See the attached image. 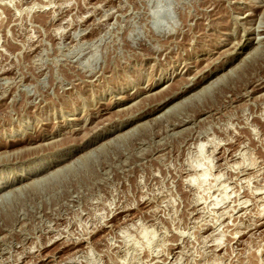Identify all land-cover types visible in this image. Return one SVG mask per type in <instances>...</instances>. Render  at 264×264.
Returning a JSON list of instances; mask_svg holds the SVG:
<instances>
[{
  "label": "rangeland",
  "instance_id": "1",
  "mask_svg": "<svg viewBox=\"0 0 264 264\" xmlns=\"http://www.w3.org/2000/svg\"><path fill=\"white\" fill-rule=\"evenodd\" d=\"M0 176V264H264V0H0Z\"/></svg>",
  "mask_w": 264,
  "mask_h": 264
},
{
  "label": "bare ground",
  "instance_id": "2",
  "mask_svg": "<svg viewBox=\"0 0 264 264\" xmlns=\"http://www.w3.org/2000/svg\"><path fill=\"white\" fill-rule=\"evenodd\" d=\"M14 132V131H13ZM19 132V131H18ZM17 132V133H18ZM24 132V131H23ZM15 134V133H14ZM13 134V135H14ZM21 134V133H20ZM19 134L15 135L14 137H19ZM23 137V135H22ZM21 138V137H20ZM16 140V139H15ZM56 160V159H55ZM51 162L49 161H45V160H38L37 162L33 163L32 165H30V167H24V169L17 174L19 177H23V176H28V174H33V173H37L39 171H42L43 169H45ZM28 168V169H27ZM2 174V173H1ZM13 174V173H12ZM5 178L4 176H0V189H2L4 186L8 185L9 183H12V181L14 180V177H9L10 179H3ZM8 178V177H7Z\"/></svg>",
  "mask_w": 264,
  "mask_h": 264
}]
</instances>
